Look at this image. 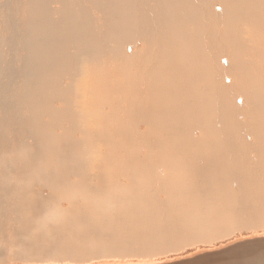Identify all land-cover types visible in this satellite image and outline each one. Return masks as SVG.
<instances>
[{
    "label": "bare ground",
    "instance_id": "1",
    "mask_svg": "<svg viewBox=\"0 0 264 264\" xmlns=\"http://www.w3.org/2000/svg\"><path fill=\"white\" fill-rule=\"evenodd\" d=\"M262 112L264 0H0V264H94L78 239L116 216L139 237L162 226L144 261L167 256L150 260L162 212L196 251L263 237V157L227 129ZM168 154L161 190L153 158Z\"/></svg>",
    "mask_w": 264,
    "mask_h": 264
},
{
    "label": "rangeland",
    "instance_id": "2",
    "mask_svg": "<svg viewBox=\"0 0 264 264\" xmlns=\"http://www.w3.org/2000/svg\"><path fill=\"white\" fill-rule=\"evenodd\" d=\"M152 5L156 6L152 3ZM223 41V40H221ZM122 61L120 60L119 64ZM241 93L242 96L245 93L241 89H236ZM235 91V92H237ZM118 99V95H116ZM119 100L125 103L124 98L121 96ZM122 115V116H121ZM132 111L128 108L123 109L118 116H116L117 123L119 127H124L126 122L131 118ZM153 116H151L152 119ZM264 112L261 113V117H257V120L261 125H257L255 121L250 120L242 123V126L239 130L233 131L232 128L227 127L228 139L234 144V151L241 152L244 157L247 159L254 161L257 159L258 155L263 157L264 162ZM138 128L141 127L140 121H135ZM157 126H161L162 124L156 123ZM192 134H189L187 137L191 139ZM157 140L160 139L157 137ZM120 153L127 160H136L139 162L140 166H144L142 162L145 159H139L137 157L136 145L122 142L120 145ZM153 160H157L159 162L158 168L159 173L155 175L158 179L157 187L161 190L164 189V181L163 179L167 178V175H170V172L174 171V162L176 158H173L171 154L165 155L163 157H156ZM198 161L203 164H210L204 160L203 154L198 158ZM124 182V179L121 180ZM258 198L261 204L264 203V190L257 193ZM253 198V197H252ZM251 198V199H252ZM117 201L120 203L123 201L128 204L129 201L127 198L123 199L120 196H117ZM145 202V198L142 199ZM252 203V201H251ZM250 212L247 216H245V212L242 211L238 223L239 232H249L253 229L254 219L259 217V213L253 212L252 207L249 208ZM124 215V214H123ZM147 216L139 215L137 218L146 223L144 220ZM159 218L161 220H165L163 230L168 233L167 237L163 236L164 242L167 246H163L152 252L150 256V260L155 259L156 257H172L175 256V251L178 249L182 253H194L196 252L195 246L193 244L192 238L188 234L186 230H184L181 226L178 227L179 230H173L172 223L168 222L169 219H173V216H167L165 213H160ZM113 233L106 234L104 232H93L91 228H87L86 232L83 236H81L78 240L80 241L82 250L85 252L90 251L89 255L95 259L96 263H104L108 261H118L125 262L130 259H138L143 260V256L146 250V245L150 243V236L154 233L160 232L161 229H155L152 231L146 230L143 237H139L135 234H132L126 231L125 226L118 221V217L114 220ZM173 231V233H172ZM178 236L176 240L172 239V236ZM162 236V235H161ZM77 240V241H78ZM78 241V242H79ZM59 249V248H58Z\"/></svg>",
    "mask_w": 264,
    "mask_h": 264
},
{
    "label": "water",
    "instance_id": "3",
    "mask_svg": "<svg viewBox=\"0 0 264 264\" xmlns=\"http://www.w3.org/2000/svg\"><path fill=\"white\" fill-rule=\"evenodd\" d=\"M94 264H264V236L235 239L212 249L197 250L182 256L144 261H108Z\"/></svg>",
    "mask_w": 264,
    "mask_h": 264
}]
</instances>
